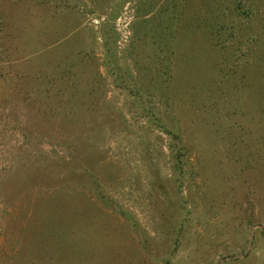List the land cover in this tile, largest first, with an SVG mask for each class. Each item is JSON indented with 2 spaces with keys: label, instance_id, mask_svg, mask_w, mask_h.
Here are the masks:
<instances>
[{
  "label": "rangeland",
  "instance_id": "1",
  "mask_svg": "<svg viewBox=\"0 0 264 264\" xmlns=\"http://www.w3.org/2000/svg\"><path fill=\"white\" fill-rule=\"evenodd\" d=\"M0 264H264V0H0Z\"/></svg>",
  "mask_w": 264,
  "mask_h": 264
},
{
  "label": "water",
  "instance_id": "2",
  "mask_svg": "<svg viewBox=\"0 0 264 264\" xmlns=\"http://www.w3.org/2000/svg\"><path fill=\"white\" fill-rule=\"evenodd\" d=\"M259 227H262L263 228V226H261V225H259ZM253 237H254V230L251 232V235H250V238H249V245H248L246 251L244 253L240 254V255H234L233 257H228V258L243 257V256H245L249 252V250H250Z\"/></svg>",
  "mask_w": 264,
  "mask_h": 264
}]
</instances>
